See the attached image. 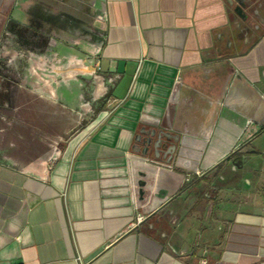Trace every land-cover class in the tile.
Returning a JSON list of instances; mask_svg holds the SVG:
<instances>
[{"label": "crops", "instance_id": "1", "mask_svg": "<svg viewBox=\"0 0 264 264\" xmlns=\"http://www.w3.org/2000/svg\"><path fill=\"white\" fill-rule=\"evenodd\" d=\"M82 23L94 84H0V264H264V0H0L49 60Z\"/></svg>", "mask_w": 264, "mask_h": 264}, {"label": "rangeland", "instance_id": "2", "mask_svg": "<svg viewBox=\"0 0 264 264\" xmlns=\"http://www.w3.org/2000/svg\"><path fill=\"white\" fill-rule=\"evenodd\" d=\"M82 25L81 28L76 27V29L74 26L70 27L71 32L67 35H62L61 29H56L52 25L44 29L55 37L66 40L69 44L81 49L78 53H66L67 55L60 60L57 58L49 60L46 56L18 43L14 38L7 39L4 37L6 34H3L0 39V75L3 77V80L0 81L1 86H5L9 90V86L17 80L16 69L25 66L26 63L32 64L33 59L38 66V71L35 72H39L38 74L42 77H47L50 74L55 75L56 79L82 77L86 85L94 84L93 63L96 40L93 39L92 34L96 33V29L87 23H82ZM4 95L7 96L8 92ZM87 95H84L85 98ZM83 107L88 110L91 106L85 102Z\"/></svg>", "mask_w": 264, "mask_h": 264}, {"label": "trees", "instance_id": "3", "mask_svg": "<svg viewBox=\"0 0 264 264\" xmlns=\"http://www.w3.org/2000/svg\"><path fill=\"white\" fill-rule=\"evenodd\" d=\"M21 29L19 28V29H17V36H18V38H19V40H21V42H22V44L23 45H26V40H24V38H22L23 36H22V33H21Z\"/></svg>", "mask_w": 264, "mask_h": 264}]
</instances>
